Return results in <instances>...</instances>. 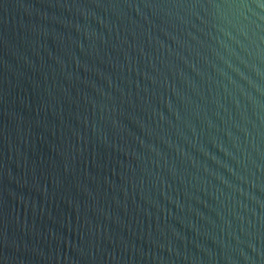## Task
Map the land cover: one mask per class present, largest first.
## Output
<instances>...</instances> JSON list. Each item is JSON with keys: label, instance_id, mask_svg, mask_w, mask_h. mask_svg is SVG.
Returning a JSON list of instances; mask_svg holds the SVG:
<instances>
[{"label": "water", "instance_id": "obj_1", "mask_svg": "<svg viewBox=\"0 0 264 264\" xmlns=\"http://www.w3.org/2000/svg\"><path fill=\"white\" fill-rule=\"evenodd\" d=\"M0 264H264V0H0Z\"/></svg>", "mask_w": 264, "mask_h": 264}]
</instances>
